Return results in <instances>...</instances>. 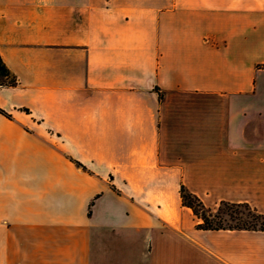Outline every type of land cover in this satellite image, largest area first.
Instances as JSON below:
<instances>
[{
    "label": "crops",
    "instance_id": "0c3cea01",
    "mask_svg": "<svg viewBox=\"0 0 264 264\" xmlns=\"http://www.w3.org/2000/svg\"><path fill=\"white\" fill-rule=\"evenodd\" d=\"M0 264H264V0H0Z\"/></svg>",
    "mask_w": 264,
    "mask_h": 264
},
{
    "label": "trees",
    "instance_id": "16d2710c",
    "mask_svg": "<svg viewBox=\"0 0 264 264\" xmlns=\"http://www.w3.org/2000/svg\"><path fill=\"white\" fill-rule=\"evenodd\" d=\"M16 77L10 72L0 55V88L15 86ZM0 112H3L0 109ZM181 202L189 207L200 221V229H252L264 230V214L247 203L221 201L216 207L204 206L202 201L183 186L180 187Z\"/></svg>",
    "mask_w": 264,
    "mask_h": 264
}]
</instances>
